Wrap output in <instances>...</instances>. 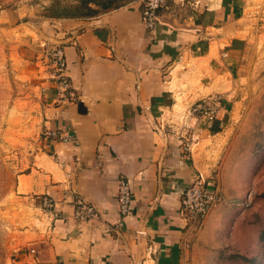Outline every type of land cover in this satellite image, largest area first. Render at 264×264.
I'll return each instance as SVG.
<instances>
[{
    "label": "crops",
    "instance_id": "crops-1",
    "mask_svg": "<svg viewBox=\"0 0 264 264\" xmlns=\"http://www.w3.org/2000/svg\"><path fill=\"white\" fill-rule=\"evenodd\" d=\"M113 1L88 18L46 23V41L65 46L76 98L59 100L44 71L39 152L18 174L16 194L47 218L36 233L45 264H183L194 228L181 215L182 191L199 174L214 184L204 142L228 127L233 93L223 96L210 84L234 83L241 71L248 49L238 34L243 0H169L152 31L142 21L143 0ZM194 74L199 84L183 92L184 111L176 114L173 76ZM211 94L222 97L218 119L191 115ZM59 129L73 140L47 135ZM123 177L133 203L118 230ZM42 197L54 202L53 211L41 207ZM78 198L96 208L98 220H75Z\"/></svg>",
    "mask_w": 264,
    "mask_h": 264
},
{
    "label": "rangeland",
    "instance_id": "rangeland-1",
    "mask_svg": "<svg viewBox=\"0 0 264 264\" xmlns=\"http://www.w3.org/2000/svg\"><path fill=\"white\" fill-rule=\"evenodd\" d=\"M54 1L0 0V264H45L37 258L36 233L47 218L21 199L15 186L39 152L45 77L41 42L48 40L42 32L54 20L49 17ZM243 9L238 34L247 38L248 49L241 71L234 83L217 78L210 84L223 96L230 89L233 93L228 127L204 142L211 148L204 153L215 163L211 181L221 200L194 230L183 264H264V0H243ZM176 72L180 77L182 66ZM175 77L174 112L179 114L183 92L195 91L199 81L195 74Z\"/></svg>",
    "mask_w": 264,
    "mask_h": 264
},
{
    "label": "built area",
    "instance_id": "built-area-1",
    "mask_svg": "<svg viewBox=\"0 0 264 264\" xmlns=\"http://www.w3.org/2000/svg\"><path fill=\"white\" fill-rule=\"evenodd\" d=\"M169 0H143L141 16L145 28L154 30L161 23V11ZM41 63L47 75V81L55 85L59 100L72 101L76 97L70 77L68 75V60L63 44L44 41L41 42ZM222 97L219 94L211 95L195 102L190 108L193 116L203 118L208 122L218 119L222 110ZM51 139L71 142L72 137L60 129L47 134ZM221 197L218 187L209 184L204 175L199 174L197 179L182 191L181 215L194 230L201 227L206 217L220 202ZM120 219L116 227L120 230L132 210L133 191L130 181L126 178L119 180V193L117 197ZM74 218L79 223L98 220L100 213L94 206L78 198L75 200ZM41 207L53 211L54 202L48 197H42ZM35 252V250H32Z\"/></svg>",
    "mask_w": 264,
    "mask_h": 264
},
{
    "label": "trees",
    "instance_id": "trees-1",
    "mask_svg": "<svg viewBox=\"0 0 264 264\" xmlns=\"http://www.w3.org/2000/svg\"><path fill=\"white\" fill-rule=\"evenodd\" d=\"M113 0H72L69 3H62L55 0L49 8L50 18L68 19V18H88L99 10H107L113 5Z\"/></svg>",
    "mask_w": 264,
    "mask_h": 264
}]
</instances>
